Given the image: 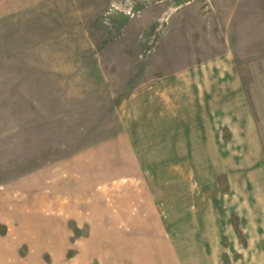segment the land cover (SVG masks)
<instances>
[{
	"label": "rangeland",
	"instance_id": "rangeland-1",
	"mask_svg": "<svg viewBox=\"0 0 264 264\" xmlns=\"http://www.w3.org/2000/svg\"><path fill=\"white\" fill-rule=\"evenodd\" d=\"M225 53L248 79L264 165V0H0V264H196L247 147L207 161L165 146L160 161L153 144L137 161L117 107Z\"/></svg>",
	"mask_w": 264,
	"mask_h": 264
},
{
	"label": "crops",
	"instance_id": "crops-1",
	"mask_svg": "<svg viewBox=\"0 0 264 264\" xmlns=\"http://www.w3.org/2000/svg\"><path fill=\"white\" fill-rule=\"evenodd\" d=\"M236 63L234 55L228 53L195 59L187 70L152 76L146 84L131 90L117 107L122 110L121 121L125 137L134 147L133 154L141 157L137 161L151 154L149 146L153 144L157 147L153 155L159 156L154 159L160 161L165 159V146L172 147L170 153L165 149L171 157L181 144L202 146L207 149L203 155L210 156L207 161L214 160L211 146H220L222 152V146L230 144L247 147L251 166H247L248 162L243 169L241 164L228 174L232 179V200L220 202L219 213L209 218L214 220L215 232L199 237L205 242V250L198 254V261L190 255V241L195 238L191 234L187 238V257L196 264H264L261 120L245 88L248 79L238 71ZM195 207L188 206L187 210L194 212ZM209 219L204 217L205 225ZM188 221H196L195 212ZM179 252L182 253L174 250L165 257H177Z\"/></svg>",
	"mask_w": 264,
	"mask_h": 264
}]
</instances>
